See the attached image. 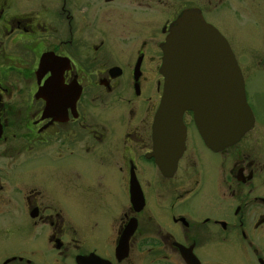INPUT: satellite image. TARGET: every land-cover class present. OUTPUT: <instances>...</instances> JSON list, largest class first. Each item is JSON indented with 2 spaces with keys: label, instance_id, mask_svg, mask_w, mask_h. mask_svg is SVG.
<instances>
[{
  "label": "flooded vegetation",
  "instance_id": "1",
  "mask_svg": "<svg viewBox=\"0 0 264 264\" xmlns=\"http://www.w3.org/2000/svg\"><path fill=\"white\" fill-rule=\"evenodd\" d=\"M186 10L228 45L250 122L210 149L184 111L156 160ZM0 264H264V0H0Z\"/></svg>",
  "mask_w": 264,
  "mask_h": 264
},
{
  "label": "water",
  "instance_id": "2",
  "mask_svg": "<svg viewBox=\"0 0 264 264\" xmlns=\"http://www.w3.org/2000/svg\"><path fill=\"white\" fill-rule=\"evenodd\" d=\"M161 50L162 96L152 120L153 142L168 147L175 160L182 149L185 110L192 112L208 148L235 142L248 128L250 112L239 69L222 36L197 11L186 10L170 26Z\"/></svg>",
  "mask_w": 264,
  "mask_h": 264
},
{
  "label": "rangeland",
  "instance_id": "3",
  "mask_svg": "<svg viewBox=\"0 0 264 264\" xmlns=\"http://www.w3.org/2000/svg\"><path fill=\"white\" fill-rule=\"evenodd\" d=\"M254 84H261V80H256L255 82H251V85H254Z\"/></svg>",
  "mask_w": 264,
  "mask_h": 264
}]
</instances>
